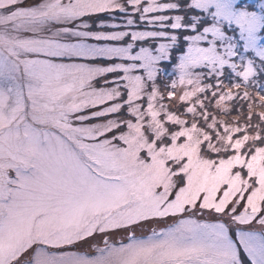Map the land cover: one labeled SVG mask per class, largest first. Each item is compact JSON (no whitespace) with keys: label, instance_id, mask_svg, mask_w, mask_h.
I'll return each mask as SVG.
<instances>
[{"label":"snow or ice","instance_id":"1","mask_svg":"<svg viewBox=\"0 0 264 264\" xmlns=\"http://www.w3.org/2000/svg\"><path fill=\"white\" fill-rule=\"evenodd\" d=\"M0 264H264V0H0Z\"/></svg>","mask_w":264,"mask_h":264}]
</instances>
